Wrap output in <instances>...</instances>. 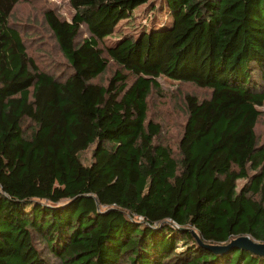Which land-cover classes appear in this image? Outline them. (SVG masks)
<instances>
[{
	"label": "trees",
	"instance_id": "trees-1",
	"mask_svg": "<svg viewBox=\"0 0 264 264\" xmlns=\"http://www.w3.org/2000/svg\"><path fill=\"white\" fill-rule=\"evenodd\" d=\"M20 1L0 0V264H264L207 247L264 243V0H67L68 20L41 12L54 72ZM143 4L160 20L106 44ZM159 77L208 90L183 93L176 149L148 115Z\"/></svg>",
	"mask_w": 264,
	"mask_h": 264
},
{
	"label": "rangeland",
	"instance_id": "rangeland-1",
	"mask_svg": "<svg viewBox=\"0 0 264 264\" xmlns=\"http://www.w3.org/2000/svg\"><path fill=\"white\" fill-rule=\"evenodd\" d=\"M153 3V2H152ZM146 5L135 7L128 19L120 20L115 25L113 32L104 38L106 44H112L123 34H133L136 36L141 28L148 30L151 26L150 19L156 16L159 20L161 12L149 11ZM49 8L59 17L68 20L73 13V9L67 0H22L17 3L10 15V22L15 23L22 29V36L27 43V52L34 56L36 63L46 70L54 72L63 65L51 35L41 18V12ZM169 21L165 17L164 22ZM156 27V26H154ZM82 36L84 33H81ZM28 39V40H27ZM115 66L109 63L106 70L93 81L105 84L106 79L112 73ZM160 93L153 92L149 96L148 115L153 121L160 124L159 141L170 145L176 149L177 136L185 114L182 107L183 93H191L196 97H206L208 90L200 89L190 84L170 82L162 77L158 78ZM256 134L259 141L264 140V116L259 119L256 125ZM93 144L78 153V158L82 164L90 163V154ZM242 180L236 181L237 188L242 184ZM264 244V243H263Z\"/></svg>",
	"mask_w": 264,
	"mask_h": 264
},
{
	"label": "water",
	"instance_id": "water-1",
	"mask_svg": "<svg viewBox=\"0 0 264 264\" xmlns=\"http://www.w3.org/2000/svg\"><path fill=\"white\" fill-rule=\"evenodd\" d=\"M236 246V247H247L251 251H253L256 254L264 255V244L263 243H256L254 241H251L247 236H240L238 238H235L231 240L230 244L226 246H207L208 248L212 250H225L229 247Z\"/></svg>",
	"mask_w": 264,
	"mask_h": 264
}]
</instances>
